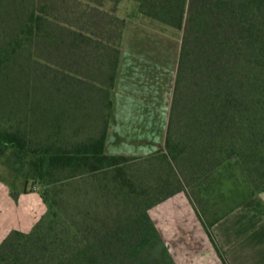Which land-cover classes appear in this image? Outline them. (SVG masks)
Listing matches in <instances>:
<instances>
[{"label": "trees", "instance_id": "obj_1", "mask_svg": "<svg viewBox=\"0 0 264 264\" xmlns=\"http://www.w3.org/2000/svg\"><path fill=\"white\" fill-rule=\"evenodd\" d=\"M105 1L0 0V166L25 185L37 182L48 207L30 233L12 231L1 242L0 264H20L12 249L24 246L37 264L44 253L48 264H66L68 258L71 264H105L106 246L100 244L99 256L92 250L94 242L75 244V234L90 232L77 225L73 201L64 213L62 200L75 192L87 195L96 185L101 197L111 193L137 199L147 192L132 172L137 161L150 155H109L104 150L121 53L111 34L117 17L108 13L94 21V6ZM138 1L140 12L183 31L164 147L171 154L182 148L172 144V119L181 103L178 89L187 44L194 41L200 48L197 66L203 65L204 72L188 114L196 126L192 140L204 141V173L223 150L227 161L235 156L248 162L259 180L256 191H264V0ZM214 135L224 142H215ZM162 156L169 166V155ZM152 178L153 171L147 176ZM178 186L162 199L185 193L181 182ZM132 219L129 214L120 222L110 240L122 241L120 228ZM144 219L148 229L139 230L143 237L138 248L151 242L163 246L150 217L145 214ZM163 264H174L169 254Z\"/></svg>", "mask_w": 264, "mask_h": 264}, {"label": "rangeland", "instance_id": "obj_2", "mask_svg": "<svg viewBox=\"0 0 264 264\" xmlns=\"http://www.w3.org/2000/svg\"><path fill=\"white\" fill-rule=\"evenodd\" d=\"M92 12L94 18H96L94 21L104 20L105 18H101L102 15L108 13H112L117 17L116 31L113 33L111 31V34L116 36L121 47L126 27L132 28L133 33L139 36V41L143 44L141 45V52H139L141 55L150 54L147 47L152 45L158 51L155 55L159 54L161 58H164V61H167V56L164 57L163 54L164 50H167V48L172 49L175 44L174 39H177L179 35L182 41V28L169 26L143 14L140 12L138 0H106L101 6H94ZM216 21L217 19H214V23ZM119 29L123 31L122 36H117ZM101 31L104 33L103 28ZM198 49H200L198 43L196 44L194 41L187 44L188 54H186L185 63L182 65L181 81L178 89V97L181 103H179L172 119V144L175 146L182 145V148H173L174 154H171L170 150L163 147L149 154L150 157L149 155L140 156L149 158L147 160L142 159L140 162L137 161V167L133 168V177L147 186V192L137 199H125L123 195L115 198L111 193H109L111 196L105 194V197H101L98 195L101 193V189L96 185L94 189L90 188L87 195L80 193L81 191L75 192L74 195L68 196L70 199L61 202L60 208L66 213L68 212V206L73 201L71 206L76 213L75 221L77 225L80 229H87L90 232V235L84 232L75 234V244L86 246L89 242H94L97 247L95 249L94 245L92 250L99 256L101 254L98 250L100 244L106 246L105 264L164 263L167 254L170 255L168 245L164 243L162 246L151 242L142 249L138 248L143 237L139 230L142 228L144 230L148 229L144 215L149 216L148 211L152 206L169 198L165 196L166 198L162 199L163 195L178 190V182L184 185L186 189L184 195L193 204L194 209L198 211L200 218L208 227L241 204L253 191L257 190L259 180L254 171L250 169L248 162L238 160L235 156H230L227 161L226 153L223 150V154H219V152L217 155L215 154V164L204 173V141L195 143L192 140V136L196 135V126L190 124V114H188L192 102L191 96L197 89L196 81L199 79L198 76L204 72L203 65H201V68L197 66L198 56L196 51ZM61 58L62 55L59 61H61ZM201 61L203 63L204 59ZM163 65L160 63L158 67L161 69ZM177 71L178 65L176 74ZM198 71L199 73H197ZM237 129L235 128L234 133H238ZM214 140L217 143L224 142V139L219 135H214ZM236 140V145L242 149V141H239L238 138ZM129 149L145 152L146 154L154 150L142 144L135 147V149ZM218 149L221 151L219 145ZM207 150L212 152L210 149ZM166 153L169 155L167 157L169 166L165 165L162 156L163 154L166 156ZM151 171H153L155 178L147 179ZM110 186L112 185L110 184ZM42 190L43 188L37 182L29 180L25 185L21 178L16 179L4 166H0V244L12 231H19L24 234L30 233L41 218L46 215L48 207L40 197ZM252 207L251 210L260 214L258 210L264 207V198L259 199V206L256 207V204H253ZM77 213L80 214L77 216ZM129 214L133 215L131 225L120 228L124 232L121 236L125 238L121 241L112 237L111 241V233L113 234L120 222H125ZM25 250L28 254L26 257ZM12 251L21 257L20 264H37L25 246L22 249H12ZM38 255L40 256V254ZM75 256L79 258V255L76 254ZM42 258L43 260L38 261V264H48L47 254L41 255ZM66 264H71L69 258L66 260Z\"/></svg>", "mask_w": 264, "mask_h": 264}, {"label": "crops", "instance_id": "obj_3", "mask_svg": "<svg viewBox=\"0 0 264 264\" xmlns=\"http://www.w3.org/2000/svg\"><path fill=\"white\" fill-rule=\"evenodd\" d=\"M174 42L172 49L163 52L167 61L155 55L158 51L152 45L147 47L150 54L141 55L139 36L126 27L111 91L106 154L145 156L164 147L181 36ZM160 63L164 64L161 69ZM140 144L154 150L146 154L129 149ZM186 198L184 192H178L148 211L174 264H264V207L258 210L260 214L251 210L253 204L259 206L264 191L249 197L209 227Z\"/></svg>", "mask_w": 264, "mask_h": 264}]
</instances>
